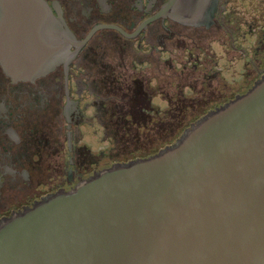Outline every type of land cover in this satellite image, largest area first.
I'll return each instance as SVG.
<instances>
[{"label": "water", "instance_id": "water-1", "mask_svg": "<svg viewBox=\"0 0 264 264\" xmlns=\"http://www.w3.org/2000/svg\"><path fill=\"white\" fill-rule=\"evenodd\" d=\"M216 6L168 0L156 16L208 26ZM13 8L43 22L42 43L0 50L4 73L32 79L66 63L76 40L47 2L0 0V20ZM0 264H264V73L156 152L0 219Z\"/></svg>", "mask_w": 264, "mask_h": 264}, {"label": "flooded vegetation", "instance_id": "flooded-vegetation-1", "mask_svg": "<svg viewBox=\"0 0 264 264\" xmlns=\"http://www.w3.org/2000/svg\"><path fill=\"white\" fill-rule=\"evenodd\" d=\"M45 1L76 42L66 63L32 79L13 80L0 63V219L113 162L149 155L126 151L149 146L138 134L154 130L155 116L199 117L264 73V0H216L208 26L156 16L168 0ZM1 21L0 50L42 43L43 22L32 14L13 8ZM178 54L181 71L190 64L198 78L165 94L142 72L171 69Z\"/></svg>", "mask_w": 264, "mask_h": 264}, {"label": "rangeland", "instance_id": "rangeland-1", "mask_svg": "<svg viewBox=\"0 0 264 264\" xmlns=\"http://www.w3.org/2000/svg\"><path fill=\"white\" fill-rule=\"evenodd\" d=\"M232 28L234 29L235 26L234 24H232ZM230 41V40H229ZM227 40V42H229ZM186 55H182V54H178L176 55L172 61L174 64H176L175 66L173 65V68H169L167 67L166 65H164L163 63H160V64H157L155 67H154V70H152L151 68H146L144 69V71L142 72V74L146 75L147 77L150 76V77H156V79L154 78V80H156V86L157 84H160L161 85V88H162V91L163 93L166 94V92L169 93V95H171L176 89V84L175 83H182V82H191L195 80V78H198V74L194 71L191 70L190 68V64H187V67L185 68L184 71H181V65L182 64H179L180 60H183L182 62H184L186 60ZM185 63H188L185 62ZM145 72V73H144ZM184 73L183 76L181 77L180 76V73ZM153 80V81H154ZM173 85V86H172ZM197 95V94H196ZM159 98V97H157ZM156 98V103H159L162 108L164 107V103L161 102L159 99ZM146 144V143H144ZM139 146V145H138ZM136 146V147H138ZM146 149H144L143 151L145 152H148L150 151L151 149L147 148V146L145 147ZM133 151V152H132ZM139 149H129L128 151V154H131L135 152H138ZM130 155H128L129 157Z\"/></svg>", "mask_w": 264, "mask_h": 264}, {"label": "trees", "instance_id": "trees-1", "mask_svg": "<svg viewBox=\"0 0 264 264\" xmlns=\"http://www.w3.org/2000/svg\"><path fill=\"white\" fill-rule=\"evenodd\" d=\"M197 117L192 116H155L154 130L152 132L146 131L145 134L139 133L138 135L146 137L145 143H148L147 148L151 149L148 152L143 151L145 147H139L140 153L143 155L156 152L164 145L171 143L191 121ZM144 135V136H143Z\"/></svg>", "mask_w": 264, "mask_h": 264}]
</instances>
